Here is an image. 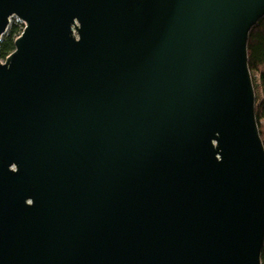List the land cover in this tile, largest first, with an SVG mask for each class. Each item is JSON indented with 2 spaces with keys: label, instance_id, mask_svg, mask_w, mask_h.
Returning a JSON list of instances; mask_svg holds the SVG:
<instances>
[{
  "label": "water",
  "instance_id": "obj_1",
  "mask_svg": "<svg viewBox=\"0 0 264 264\" xmlns=\"http://www.w3.org/2000/svg\"><path fill=\"white\" fill-rule=\"evenodd\" d=\"M0 264H263L249 66L264 0H0Z\"/></svg>",
  "mask_w": 264,
  "mask_h": 264
},
{
  "label": "trees",
  "instance_id": "obj_2",
  "mask_svg": "<svg viewBox=\"0 0 264 264\" xmlns=\"http://www.w3.org/2000/svg\"><path fill=\"white\" fill-rule=\"evenodd\" d=\"M25 24L21 21H13L0 41V61L15 50V40L22 33ZM249 66L256 90L257 104L256 115L260 127V133L264 141V17L252 28L248 43ZM262 263L264 264V248L262 252Z\"/></svg>",
  "mask_w": 264,
  "mask_h": 264
},
{
  "label": "rangeland",
  "instance_id": "obj_3",
  "mask_svg": "<svg viewBox=\"0 0 264 264\" xmlns=\"http://www.w3.org/2000/svg\"><path fill=\"white\" fill-rule=\"evenodd\" d=\"M13 21H20V20H19L17 17H14L13 20H12V22H13ZM7 33H8V32H7ZM7 33H6V34H7ZM6 34H5V35H6ZM263 127H264V120H263Z\"/></svg>",
  "mask_w": 264,
  "mask_h": 264
}]
</instances>
